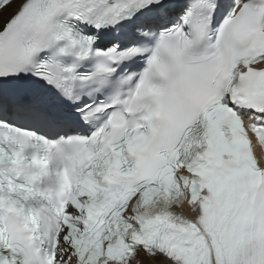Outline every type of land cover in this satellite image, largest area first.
<instances>
[{"label": "snow or ice", "instance_id": "obj_1", "mask_svg": "<svg viewBox=\"0 0 264 264\" xmlns=\"http://www.w3.org/2000/svg\"><path fill=\"white\" fill-rule=\"evenodd\" d=\"M0 264H264V0H0Z\"/></svg>", "mask_w": 264, "mask_h": 264}]
</instances>
